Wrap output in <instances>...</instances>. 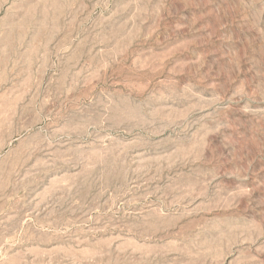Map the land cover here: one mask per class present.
<instances>
[{"label":"rangeland","instance_id":"374dc122","mask_svg":"<svg viewBox=\"0 0 264 264\" xmlns=\"http://www.w3.org/2000/svg\"><path fill=\"white\" fill-rule=\"evenodd\" d=\"M0 264H264V0H0Z\"/></svg>","mask_w":264,"mask_h":264},{"label":"bare ground","instance_id":"6f19581e","mask_svg":"<svg viewBox=\"0 0 264 264\" xmlns=\"http://www.w3.org/2000/svg\"><path fill=\"white\" fill-rule=\"evenodd\" d=\"M180 222V221H179ZM179 225H181V224H179ZM183 225V224H182ZM184 226V225H183ZM179 228H180V226H178ZM184 228H185V226H184ZM189 228V227H188ZM181 229H183V228H181ZM179 231H180V229H178ZM186 231H187V229H185ZM172 232V231H171ZM185 233V232H184ZM174 234V233H173ZM175 235V234H174ZM173 236V235H172ZM176 238H177V236H175ZM179 237V236H178ZM181 237V236H180ZM172 239V238H171ZM182 239H183V237H182ZM152 249V248H151Z\"/></svg>","mask_w":264,"mask_h":264}]
</instances>
